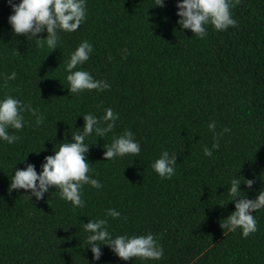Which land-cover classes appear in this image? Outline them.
<instances>
[{
  "label": "trees",
  "instance_id": "trees-1",
  "mask_svg": "<svg viewBox=\"0 0 264 264\" xmlns=\"http://www.w3.org/2000/svg\"><path fill=\"white\" fill-rule=\"evenodd\" d=\"M180 2L86 0L85 21L74 32L59 31L50 51L35 39L46 30L35 38L14 33L12 8L0 0V100L11 95L45 117L36 126L24 112L22 130L8 129L20 139H0V264H264V208L252 213L257 231L247 238L220 227L235 211V200L228 201L233 178L254 180L251 189L238 186L248 199L264 190V0H240L231 9L237 26L209 25L203 39L177 23ZM83 41L93 51L75 70L109 89L69 92L66 62ZM106 108L119 119L105 137L85 139L88 175L102 187L82 186L83 208L55 188L30 201V190L8 191L16 169L32 164L39 174L44 158L82 131L83 115L102 117ZM212 121L216 133L230 131L209 157L203 149L215 142ZM129 130L139 156L105 161L103 146ZM162 151L176 155L171 179L151 168ZM110 208L120 217L107 216ZM98 219L108 221L112 238L151 233L163 257L125 261L101 244L94 260L82 223Z\"/></svg>",
  "mask_w": 264,
  "mask_h": 264
},
{
  "label": "clouds",
  "instance_id": "clouds-1",
  "mask_svg": "<svg viewBox=\"0 0 264 264\" xmlns=\"http://www.w3.org/2000/svg\"><path fill=\"white\" fill-rule=\"evenodd\" d=\"M8 3L14 13L8 18L14 33L35 38L37 34L46 30L45 38L35 39L39 47L43 48L46 45L50 51L57 49L60 39L59 31L74 32L86 19V0H20L18 5L8 0ZM239 3L240 0H182L176 5L178 8L176 14L180 17L177 23L181 29H190L198 38L203 39L207 36L206 29L209 25L217 31L236 27L237 21L233 19L231 9ZM155 6L163 7V0H155ZM92 51L93 46L88 41H83L66 62L65 70L68 73L66 80L69 85L67 88L71 94L86 90L104 91L110 88L106 81L94 79L87 71L75 70L90 58ZM124 52L126 54L127 50L125 49ZM15 78V72L7 75L4 86L7 87L8 80ZM24 112H29L35 117L36 126L43 124L44 114L38 113V110L32 108L30 104H24L11 95H6L0 100V139L9 144L20 139L17 135L9 134L8 129L22 130L24 127L22 113ZM118 119V114L111 108L104 109L102 117L92 113L83 115L82 131L71 135L72 142L61 143L58 150L54 151V155L46 156L39 174L32 164H28L23 170L16 169L15 174L11 176L8 191L23 189L29 192L30 190V194L25 195L30 201L33 196L36 200L42 199L50 188H55L59 191L61 199L71 202L74 207L83 208L85 202L81 198L82 186L90 185L96 189L102 187L99 180L88 175L91 171L86 157L89 143H85V139L93 133L96 137H105L113 132ZM208 128L214 133L215 142L211 148L205 146L203 151L204 155L211 157L212 150L219 148V137L230 129L224 128L222 132L216 133L215 121L209 123ZM103 147L105 161L126 155L135 157L141 152L140 144L134 139L130 130L124 131L119 136L114 135L111 143ZM176 164V155L162 151L159 158L152 162L151 168L161 178L171 179L175 175ZM241 183L251 189L254 180L243 179V182L235 178L231 180V186L228 189L231 199L228 201L235 200V211L221 221L220 227L230 232L240 229L242 236L247 238L257 231V221L252 213L264 208V190H261L255 199H248L238 188ZM106 215L116 219L121 214L110 208L106 210ZM82 224L84 230L90 233L85 245H91L94 260H99L102 255L101 244L109 246L120 259L125 261L132 258L160 260L164 255L162 246L157 243V239L151 233L112 238L106 219L90 220Z\"/></svg>",
  "mask_w": 264,
  "mask_h": 264
}]
</instances>
